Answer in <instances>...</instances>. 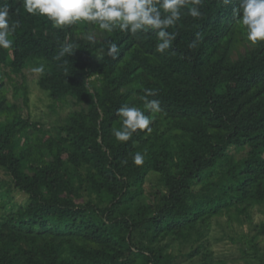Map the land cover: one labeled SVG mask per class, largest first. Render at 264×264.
<instances>
[{"label":"trees","instance_id":"obj_1","mask_svg":"<svg viewBox=\"0 0 264 264\" xmlns=\"http://www.w3.org/2000/svg\"><path fill=\"white\" fill-rule=\"evenodd\" d=\"M6 2L19 27L0 49V170L9 177L0 181V264H177L163 241L197 243L213 219L244 222L264 208V42L247 41L233 18L237 0H203L195 19L185 9L164 53L152 30L56 27L20 0ZM241 42L245 52L233 59ZM67 44L74 52L57 59ZM40 64L37 87L74 107L49 128L23 117L4 82L26 104L23 71ZM145 88L162 112L145 110L151 132L116 141V110H143ZM136 152L145 154L141 166Z\"/></svg>","mask_w":264,"mask_h":264},{"label":"clouds","instance_id":"obj_2","mask_svg":"<svg viewBox=\"0 0 264 264\" xmlns=\"http://www.w3.org/2000/svg\"><path fill=\"white\" fill-rule=\"evenodd\" d=\"M229 4L232 0H223ZM23 9L30 15L47 18L56 27L72 26L79 22L95 24L98 30L112 33L116 30L130 33L152 30L157 39L156 52L164 53L176 39V33L169 31L185 14L192 18L202 16L203 0H20ZM11 5L0 2V49H10L13 41L10 37L19 27L18 20H12ZM233 18L245 30L246 39L255 45L264 42V0H237L233 9ZM92 39V37H89ZM195 46L194 42L190 47ZM74 45L64 46L57 59L70 56L74 52ZM118 47L111 43L107 54L115 56ZM31 71L43 75L45 66H34ZM157 92L150 88L144 89L139 97L143 103V110L135 105L125 104L116 110L121 127L113 129L112 135L118 142H128L138 131L151 132L152 118L146 115L162 112L160 101L151 99ZM145 154L136 152L132 162L136 166L143 165ZM123 163H127L125 159Z\"/></svg>","mask_w":264,"mask_h":264},{"label":"rangeland","instance_id":"obj_3","mask_svg":"<svg viewBox=\"0 0 264 264\" xmlns=\"http://www.w3.org/2000/svg\"><path fill=\"white\" fill-rule=\"evenodd\" d=\"M92 38L100 39L95 33L89 35ZM245 43H238L232 51V58L243 54L246 49ZM26 76L28 87V101L23 103L21 97L13 94V81L4 79L7 90V98L10 102L21 107V114L24 118H30L49 128L62 119H65L73 106L53 103L35 84L37 75L26 69L23 71ZM17 84L21 82L20 76L11 74ZM55 107L54 110L51 108ZM74 108V107H73ZM0 181H9V177L0 170ZM15 200L22 201L24 196L14 192ZM3 210L0 208V218ZM242 218L222 216L213 219L203 238L195 243L190 241L182 243L173 239H167L161 244L166 245V252L177 257V264H264V235H258V227L264 221V208L254 207L249 215V219L241 222ZM202 243L197 255L189 259L191 253Z\"/></svg>","mask_w":264,"mask_h":264}]
</instances>
